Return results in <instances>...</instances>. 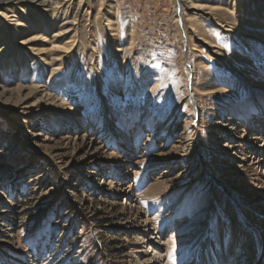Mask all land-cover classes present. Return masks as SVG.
Wrapping results in <instances>:
<instances>
[{"label":"rangeland","instance_id":"374dc122","mask_svg":"<svg viewBox=\"0 0 264 264\" xmlns=\"http://www.w3.org/2000/svg\"><path fill=\"white\" fill-rule=\"evenodd\" d=\"M58 1L0 5V264H264V0Z\"/></svg>","mask_w":264,"mask_h":264},{"label":"bare ground","instance_id":"6f19581e","mask_svg":"<svg viewBox=\"0 0 264 264\" xmlns=\"http://www.w3.org/2000/svg\"><path fill=\"white\" fill-rule=\"evenodd\" d=\"M21 1H26V2H28V4H31L32 3V4H36L39 7H42L44 9V11H49L50 12V16H53L54 15V13L56 11V8L58 7L57 5L56 6H52V1L53 0H0V5L2 3H13V4H17V3L21 2ZM56 1H57V4H60V2L58 0H56ZM182 1H184V0H182ZM82 2H83V0H80V4ZM0 17L6 23L9 20V17L5 13H0ZM76 20H77V14H75L73 16V19H71L67 23H74ZM15 25L18 26V24H15ZM69 29H70V27H69ZM66 30H68V27L65 28V29H63V28L62 29H59L56 35L61 34V33L65 32ZM37 39L38 38H36V37H29V38H27L25 40L19 41V44L26 46V49H31L28 45H30L33 41H35ZM210 47H214V45L211 44ZM3 49H4L3 47L0 48V55H1L2 51H3ZM19 90H21V89H19ZM20 92L21 91H18V96H21ZM36 92H37L36 89L30 88L29 89V94H27V95H32V94H34ZM253 152H256V153H253L255 155H252L253 156V159H257V161L255 163L261 164V162H264V156L262 154H260L256 150L253 151ZM151 232L152 231L150 229L147 230L144 240L148 244L149 248H151V253L154 254L155 260L158 261L157 264H167V263H164L166 261L161 258L162 255H161V253H159L160 252L159 251V248L154 243L153 234ZM193 258L195 260L198 259V250H196L195 253L193 254ZM229 259H230L229 256H223L221 259H219L216 262H212L211 264H228ZM185 264H192V263L190 262V263H185Z\"/></svg>","mask_w":264,"mask_h":264}]
</instances>
